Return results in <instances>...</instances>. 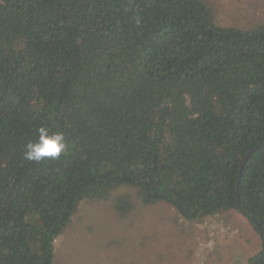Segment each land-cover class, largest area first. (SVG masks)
<instances>
[{
	"label": "trees",
	"instance_id": "obj_1",
	"mask_svg": "<svg viewBox=\"0 0 264 264\" xmlns=\"http://www.w3.org/2000/svg\"><path fill=\"white\" fill-rule=\"evenodd\" d=\"M41 126L66 151L28 161ZM263 141L264 20L219 25L208 0H0V264H52L77 206L122 186L186 221L239 211L264 264V144L236 186Z\"/></svg>",
	"mask_w": 264,
	"mask_h": 264
},
{
	"label": "rangeland",
	"instance_id": "obj_2",
	"mask_svg": "<svg viewBox=\"0 0 264 264\" xmlns=\"http://www.w3.org/2000/svg\"><path fill=\"white\" fill-rule=\"evenodd\" d=\"M219 25L264 20V0H208ZM129 194L133 209L117 212L113 198ZM260 248L249 220L237 210L186 221L162 203L145 206L122 186L107 200L80 203L57 240L52 264H247Z\"/></svg>",
	"mask_w": 264,
	"mask_h": 264
},
{
	"label": "clouds",
	"instance_id": "obj_3",
	"mask_svg": "<svg viewBox=\"0 0 264 264\" xmlns=\"http://www.w3.org/2000/svg\"><path fill=\"white\" fill-rule=\"evenodd\" d=\"M36 141L28 142L23 153L24 159L39 162L46 158L58 159L65 153L67 144L62 132H49L46 127L38 128Z\"/></svg>",
	"mask_w": 264,
	"mask_h": 264
},
{
	"label": "water",
	"instance_id": "obj_4",
	"mask_svg": "<svg viewBox=\"0 0 264 264\" xmlns=\"http://www.w3.org/2000/svg\"><path fill=\"white\" fill-rule=\"evenodd\" d=\"M264 144V141L263 142H260V143H257L256 145H254L251 149H249V151L245 154L244 158H243V161L242 163L240 164V167H239V170H238V174H237V177H236V186H238V182L240 180V176H241V173H242V169H243V165L245 164L247 158L252 154L253 151H255L258 147H260L261 145ZM236 204L237 206L239 207V196H238V192L236 190ZM242 213H246L245 211H243L242 209H240ZM251 219L255 225V227L258 229L259 233L262 235V237L264 238V231L262 230V228H260L259 224L256 222L255 218H253L251 216Z\"/></svg>",
	"mask_w": 264,
	"mask_h": 264
}]
</instances>
